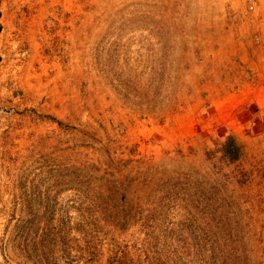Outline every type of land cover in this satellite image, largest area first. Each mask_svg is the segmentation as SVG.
Returning <instances> with one entry per match:
<instances>
[{
    "label": "rangeland",
    "instance_id": "374dc122",
    "mask_svg": "<svg viewBox=\"0 0 264 264\" xmlns=\"http://www.w3.org/2000/svg\"><path fill=\"white\" fill-rule=\"evenodd\" d=\"M242 2L1 0L0 264H264Z\"/></svg>",
    "mask_w": 264,
    "mask_h": 264
},
{
    "label": "trees",
    "instance_id": "16d2710c",
    "mask_svg": "<svg viewBox=\"0 0 264 264\" xmlns=\"http://www.w3.org/2000/svg\"><path fill=\"white\" fill-rule=\"evenodd\" d=\"M1 2V0H0ZM1 28V26H0ZM222 157L227 162H235L238 160L241 152L240 146L234 141L233 137L228 136L223 143L222 149Z\"/></svg>",
    "mask_w": 264,
    "mask_h": 264
},
{
    "label": "crops",
    "instance_id": "0c3cea01",
    "mask_svg": "<svg viewBox=\"0 0 264 264\" xmlns=\"http://www.w3.org/2000/svg\"><path fill=\"white\" fill-rule=\"evenodd\" d=\"M244 4V2H242ZM259 5V11H260V17H261V23H259V26L261 27V32L264 34V0H258ZM245 6V4H244ZM246 7V6H245ZM237 12H233L232 15L235 18L236 16L240 18L241 24L247 23L248 17L246 16V13L243 10L239 11V14H236ZM250 14V13H248ZM261 91L255 92L254 94L257 96L260 95Z\"/></svg>",
    "mask_w": 264,
    "mask_h": 264
},
{
    "label": "built area",
    "instance_id": "2783aa9c",
    "mask_svg": "<svg viewBox=\"0 0 264 264\" xmlns=\"http://www.w3.org/2000/svg\"><path fill=\"white\" fill-rule=\"evenodd\" d=\"M249 13L255 14L258 8V0H244Z\"/></svg>",
    "mask_w": 264,
    "mask_h": 264
}]
</instances>
